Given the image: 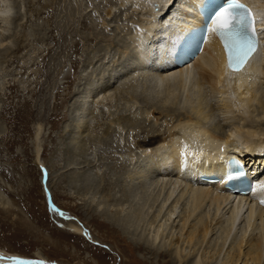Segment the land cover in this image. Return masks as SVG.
<instances>
[{
  "label": "rangeland",
  "instance_id": "1",
  "mask_svg": "<svg viewBox=\"0 0 264 264\" xmlns=\"http://www.w3.org/2000/svg\"><path fill=\"white\" fill-rule=\"evenodd\" d=\"M10 1L16 23L10 27L0 24V37L5 35L11 39L0 41V200L4 198L0 201V250L20 255L19 260L25 257L40 263L39 254L51 264H94L97 259L103 264H179L170 257L169 250L158 253L156 249L154 252L137 249L133 240L104 222V213H100L103 201L114 204L113 197H122L128 186L129 179L123 173L131 172L137 161L134 157L140 152L137 134L145 136V131H151L154 125L152 131L159 134V129L165 130V122L178 119L170 116L171 121L169 115H162L158 116L162 119H158L157 124L155 119L143 118L138 120L141 123L136 124L138 127H133L132 122L126 124L136 116V113L130 114L137 111L132 108H141L143 112L151 108V104L131 98L132 94L125 92L128 85L121 89V94L101 89L100 85L104 86L109 79L106 78L109 72L103 78V69L117 64V59L120 63L126 61V51H123L126 33L132 26L130 22L138 18L134 5H124L119 0H112L113 3L110 0ZM261 2L260 5H264V0ZM260 5L257 8L264 21V8ZM4 47L11 50L5 52ZM151 63L148 62V66ZM96 76H102L97 77L101 79H98L97 89L102 92L90 99H84L83 94L79 96L88 81L90 83ZM138 79L139 84L146 82L145 78L143 81L137 78L136 86ZM81 100L87 101L84 103L86 109L77 108ZM158 104L162 106L160 101ZM87 108L90 110L86 111ZM216 115L215 123H222L221 128H225L223 116ZM117 117L121 123H115ZM82 120L89 129L81 133L75 124ZM104 131L109 133L104 134ZM72 136L78 138H75L78 142L75 147ZM84 138L88 140L85 144ZM38 151L39 161L35 157ZM75 173L79 175V183L75 182ZM151 180L158 185L154 194L159 200L146 201L145 209L151 219L158 215V220L167 226L164 235L167 241V236L182 223L180 219L185 214L187 200L183 199V203L173 198L159 214L158 208L166 203L165 199L162 202L166 182L148 179ZM138 185L135 180L129 187L135 189ZM181 188L177 186L176 191ZM135 195L136 202L140 200L145 205L148 197H142L140 191ZM134 204L113 205L111 209L108 207V213L132 216ZM169 213H173L171 221L166 216ZM218 216L221 221L225 220L228 210L221 211ZM245 216L237 223L238 233L245 230ZM74 221L84 227L85 236H75L66 230L65 224ZM147 223H141L138 232L147 234L154 230L150 222ZM215 227L209 239L219 237V226ZM207 248H202V254L208 253ZM214 260L210 259L209 264Z\"/></svg>",
  "mask_w": 264,
  "mask_h": 264
},
{
  "label": "bare ground",
  "instance_id": "2",
  "mask_svg": "<svg viewBox=\"0 0 264 264\" xmlns=\"http://www.w3.org/2000/svg\"><path fill=\"white\" fill-rule=\"evenodd\" d=\"M119 1L124 5L126 3L133 4L132 7H135L134 10L138 18L130 22L132 26L126 33L127 43H124L125 49L122 48L123 51H126L124 52L126 58L123 57L126 61L120 63L117 59V64L113 63L114 65H110L111 67L108 65L111 69L102 68L103 71L105 70L101 73L103 78L105 79V75L109 72V75L107 74L109 77H106L109 79L104 80L106 82L104 86L100 85L101 89H105V92L108 89L114 91L115 94L118 92L121 94V89L128 85L125 92L132 94L131 98L138 102L141 101L142 104H151V108H146L145 112H141V108L135 109L136 107L132 109L138 112L132 113V109L130 110V114L136 113V116L135 119H128L126 124L129 125L132 122L133 127L136 124H141L138 120L143 118L146 120L155 119L157 124L158 119H162L159 118L162 115L163 117L168 115L169 117H178V119L175 118L176 120L170 123L165 122V130L159 129V134L152 131V129L155 130V125L151 126V131H145V136L137 134V147L140 150L138 157L134 156L137 161L131 172L123 173L129 179L127 180L128 186L123 190L122 197L119 199L116 196L113 197L114 204L110 205L104 201L100 204L99 207L102 209L100 213H104L103 221L133 240L137 249L150 252L156 249L158 253L162 250H169L170 257L179 264L183 261L186 264H207V262L209 264L210 259L211 261L215 259L210 264H264V203H262L264 187H261L264 186V21L257 8L261 0H245L254 6V10L260 17L262 34L259 50L253 55L244 70L239 73L229 71L225 53L213 37L209 38L203 52L189 65L181 68H169L173 65L171 59L173 41L181 38L184 29L188 30L201 22L199 8L204 0ZM10 2V0H0V24L9 27L16 23L13 6ZM109 2L111 3L112 0ZM154 3H159L157 10H155ZM260 7L263 9L264 5H260ZM110 12L112 11L110 10ZM1 28L0 26V30ZM0 38V41L5 42L11 40L10 36L5 35ZM4 43L3 46H5ZM10 50L8 47L5 48V52ZM148 62L152 63L148 66ZM101 74L99 73V75ZM102 76L90 79L92 81L90 83L88 81L87 87L81 93L77 92L79 96L83 94L84 99L96 96L101 91L100 88H97L100 84L98 79L101 81ZM97 77L100 78L97 79ZM137 78H141V80L145 78L146 82L139 84L138 79L136 86ZM133 81H135L134 85ZM115 84L117 86L113 90ZM131 89L132 92H130ZM138 92L146 94L145 97ZM158 100L162 104L161 107ZM84 101L81 100L77 108L86 109L84 103L87 101ZM137 103L135 104L137 105ZM89 110L87 108L86 111ZM217 113L223 116L224 124L227 125L226 129L221 128L220 124L222 123H215ZM118 122L122 121L117 117L115 123ZM75 126L81 133L89 129V125L84 124V121H78ZM74 129L76 130V128ZM161 132L162 134H160ZM105 133L109 132L104 131ZM77 134L76 136H78ZM79 135L81 136V134ZM75 138L77 137L73 138L72 136L71 139L75 140V144H70H74L73 147L78 144ZM87 142L88 140L84 138V144ZM76 149L79 150L78 147ZM239 153L247 156L248 165L251 167L253 175L262 174L256 178L254 190L250 196L230 193L225 189L223 183L214 184L202 179V176L213 174L223 176L222 170L218 172V164L224 163L231 156H238ZM35 157L39 161L40 151L36 153ZM205 159H208L209 162L203 161ZM253 167H256V172ZM78 176L75 173V182L79 183ZM154 178L162 183L166 182L164 187L167 188L163 189L166 191L165 197L161 198L162 202L165 199L164 203H166H159L162 205L161 208H158L159 214L173 198L174 201L180 200L181 202L182 200L183 203L187 200L186 206L181 203L185 206L184 208L187 207L184 216L180 219L182 223L176 226V230L170 236H167V241L164 239L167 226L164 227L161 219L158 220V215L151 219L145 209L146 201L159 200L154 194L158 185L156 186L152 180L148 181V179ZM135 180H138L139 187L130 188L129 186H132ZM177 186L182 187V190H177L179 191L178 195H176ZM139 191L143 194L142 197H148L144 202L145 205L140 203V200L136 202L138 198L135 193ZM0 195L2 196V194ZM183 199L185 200L183 201ZM125 202L131 205L136 202L132 209V216H130L131 214L122 216L117 213H108V207L110 209L113 205L123 207ZM223 210H228L229 216L221 221L218 215ZM211 211L214 212L210 217ZM172 214H166L170 221ZM243 216H245L243 222H245L246 228L244 226L245 230L238 233L236 231L238 221ZM143 222H150V227L153 226L154 230L147 234L138 232V226ZM217 225L219 226V237L216 240L209 239ZM65 227L75 236L86 235L84 227L76 221L66 223ZM204 246L211 251L208 250V253L202 254ZM226 246L228 248L225 250ZM187 248L188 253H186ZM19 256L0 250V264H15V258L17 259ZM37 256L42 258L40 263L25 257L21 259L29 261L30 264H51L41 255ZM94 264L103 263L97 259Z\"/></svg>",
  "mask_w": 264,
  "mask_h": 264
},
{
  "label": "snow or ice",
  "instance_id": "3",
  "mask_svg": "<svg viewBox=\"0 0 264 264\" xmlns=\"http://www.w3.org/2000/svg\"><path fill=\"white\" fill-rule=\"evenodd\" d=\"M221 5L209 16L204 34L206 36L208 33H215L221 39L227 54L229 71L239 73L259 49L256 19L251 9L239 0H221ZM233 165L235 166L233 171L237 175L240 174L242 168L238 162L234 161ZM233 178L230 173L229 179ZM15 264H30V262L17 259Z\"/></svg>",
  "mask_w": 264,
  "mask_h": 264
},
{
  "label": "water",
  "instance_id": "4",
  "mask_svg": "<svg viewBox=\"0 0 264 264\" xmlns=\"http://www.w3.org/2000/svg\"><path fill=\"white\" fill-rule=\"evenodd\" d=\"M155 7L157 8V7H158V5L156 4V5H155Z\"/></svg>",
  "mask_w": 264,
  "mask_h": 264
}]
</instances>
